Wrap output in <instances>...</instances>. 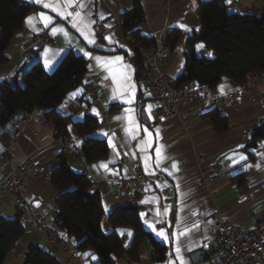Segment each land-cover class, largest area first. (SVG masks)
Instances as JSON below:
<instances>
[{"label": "crops", "instance_id": "0c3cea01", "mask_svg": "<svg viewBox=\"0 0 264 264\" xmlns=\"http://www.w3.org/2000/svg\"><path fill=\"white\" fill-rule=\"evenodd\" d=\"M21 1L33 5L34 9L26 17L24 29L14 35L5 51L8 63L0 66V85L7 81L12 86L23 87L26 72L36 64L52 74L69 52L85 58L88 72L82 85L70 92L55 111L68 119L69 147H78L82 151L85 137L78 134L75 124L84 122L90 116L99 122L91 137L105 140L109 153L106 158L95 162L87 161L84 155L79 161L71 157V169L75 173L86 174L93 183V189L100 193L104 212L101 227L105 234L115 230L126 247L131 244L134 231L126 227L114 228L108 218L116 206L127 203L134 195L140 207L143 227L156 241L166 246L165 258L156 262L153 259V243L146 238L140 245L139 261L130 262L121 258L117 264H180L177 247L185 264H195L192 253L205 249L204 245L211 238L209 226L216 221L217 213L231 219L242 216L239 225L245 231L256 227L264 205V138L256 147H248L243 133L257 118H264V81L246 89L226 79L213 89V93L221 97L234 95L231 106L222 112L228 122L224 133L215 130L208 116L216 110L210 98L195 105L181 103L179 116L165 121L158 101L147 95L143 79L138 78L134 48L121 28L122 15L133 7L135 0H83L85 8L81 10L82 15L91 13L89 18L95 24L100 20L109 28L105 37H111V42L99 39L95 24L92 25L95 34L93 45H89L71 27V17L62 19L50 8L43 7V3L50 0ZM200 1L204 0H181L178 3L172 0H141L144 22L139 29L143 35L158 42L171 31L181 33L180 41L164 67V73L172 80L185 67L183 50L189 36L201 26L197 11ZM76 2L78 4L80 0ZM236 3L237 10L234 7ZM229 4L240 13L261 14L264 11V0H230ZM77 10L80 9L75 6L69 9L73 13ZM41 13L53 18L47 27ZM29 17L33 18L31 23H28ZM184 26L191 30H185ZM56 27L64 28L68 35L63 32L53 34L52 29ZM42 34L47 35L52 44L42 45L35 55L28 56L32 37ZM200 44L204 47L197 49L199 54L213 57L214 53L204 43H197ZM81 49L93 58L85 56ZM209 53L212 55L209 56ZM97 56L102 58L99 63L94 59ZM116 56L123 58L119 64H104L106 59ZM108 67L121 69L135 87L128 91L118 88ZM92 84L100 89L97 105L91 104L87 93ZM73 93L74 96L71 95ZM93 108L98 114L92 113ZM130 120H134L138 127L130 130ZM144 129L151 135L146 134ZM148 140H151L150 144L145 143ZM156 149L160 150L162 157L158 166ZM63 151L57 127L47 120L45 111H34L29 119L26 113H17L6 124L0 125V181L23 164L27 157L43 165L50 173ZM241 156L245 159H240ZM200 157H205L201 164ZM173 163L178 166L177 169L172 168ZM102 164L107 167H101ZM213 167L218 168L214 170ZM136 168L144 174L138 183ZM202 176L207 180V188L199 185ZM25 185L27 199L34 204L36 212L47 219V226L61 233L73 258L67 260L60 246L49 244L44 230L33 229L21 220L25 235L20 252L24 253L29 245L35 244L66 264H97L98 256L93 251H80L77 241L60 231L54 217H49L55 214L58 196L51 181L39 179L27 181ZM165 208L168 209L166 214ZM18 215L12 204L0 199V217L15 219ZM160 230H163V236L158 234ZM13 258L10 264H19ZM197 264H210V260Z\"/></svg>", "mask_w": 264, "mask_h": 264}, {"label": "trees", "instance_id": "16d2710c", "mask_svg": "<svg viewBox=\"0 0 264 264\" xmlns=\"http://www.w3.org/2000/svg\"><path fill=\"white\" fill-rule=\"evenodd\" d=\"M33 9V5L21 0H0V66L8 63L5 51L14 35L24 29L25 19ZM197 11L201 26L191 33L184 46L185 67L172 80L174 86L181 87L196 81L215 89L226 79L243 85L248 75L264 73V11L261 14L240 13L231 8L228 0L200 1ZM143 22L141 0H135L133 7L122 15L121 28L134 48L140 79L144 75L137 47L151 48L158 44L157 40L140 32ZM180 38L179 31H171L165 41L173 50ZM200 42L214 53L213 57L199 54L196 45ZM87 72V60L69 52L52 74L36 64L26 72L23 87L12 86L5 81L0 85V125L20 112L45 111L47 120L57 127V137L67 136L68 119L59 116L55 110L70 92L82 85ZM208 116L216 131H227V119L220 111L216 109ZM98 125V120L90 116L84 122L75 124L78 134L85 137L82 154L89 162L104 159L109 153L105 140L91 137ZM263 138L264 123L255 125L248 147H256ZM71 157L73 155L65 150L61 152L50 172L51 183L58 191L54 217L57 228L73 237L80 251H93L98 256L97 264H117L121 258L130 262L139 261L140 245L146 238L153 243L154 261H162L166 246L145 230L140 221V207L132 205L130 198L127 203L116 206L108 220L114 228L126 227L134 231L131 244L126 247L115 230L109 234L103 232L104 212L100 193L93 189V183L86 174L73 172ZM24 235L19 215L15 219L0 217V264H10L14 260L13 249L17 240L20 241L16 248L21 255L17 259L19 264H66L35 244L21 253ZM65 253L68 260L70 256Z\"/></svg>", "mask_w": 264, "mask_h": 264}, {"label": "built area", "instance_id": "2783aa9c", "mask_svg": "<svg viewBox=\"0 0 264 264\" xmlns=\"http://www.w3.org/2000/svg\"><path fill=\"white\" fill-rule=\"evenodd\" d=\"M172 1L178 3L181 0ZM234 7L237 10L238 4L236 3ZM95 32L98 38L102 39L109 33V28L98 20L95 24ZM47 44H52V41L45 34L32 37L30 41L31 48L27 55H35L42 45ZM137 50L142 60L145 91L148 96L158 101L163 120L169 121L178 117L181 103L195 105L205 98H210L216 109L221 113L225 108L231 106L234 95L218 96L213 93V89L207 84L196 81L181 87L172 84V79L164 73V67L168 64L172 55V48L166 43L165 39H160L155 47L139 46ZM263 81L264 73L251 74L246 77L243 87L251 89ZM87 93L91 104L97 105L100 101V89L92 84L88 87ZM31 117L32 113H26L27 119ZM262 123H264V118H257L252 126L243 133V138L247 144L252 141L254 126ZM16 133L19 134V131ZM69 141L67 136L61 137L64 150L71 153L76 160H81L83 157L81 149L69 147ZM204 161L205 157L199 158L200 164ZM216 168L218 167H213L214 170ZM135 178L137 183L144 178L140 168L135 169ZM39 179L51 181L52 175L43 165L27 157L23 164L0 181V199L12 204L17 209L21 221L28 223L33 229L44 230L48 243L56 244L69 253L71 261L73 256L66 240L59 231L47 226V219L36 212L34 204L26 197L25 183ZM157 179L162 180L161 177ZM199 185L202 188L208 187L204 176L200 178ZM130 203L138 205L136 196L130 197ZM260 213L261 218L251 231H245L239 225V222L243 219L242 216L231 219L223 217L220 213L216 214V221L209 226L211 238L204 245L205 250L212 251L210 264H264V205ZM49 217H55V214H51ZM19 245L20 241L17 240L13 249L16 259L21 257L16 250Z\"/></svg>", "mask_w": 264, "mask_h": 264}, {"label": "snow or ice", "instance_id": "6c2138e0", "mask_svg": "<svg viewBox=\"0 0 264 264\" xmlns=\"http://www.w3.org/2000/svg\"><path fill=\"white\" fill-rule=\"evenodd\" d=\"M37 2H42V0H37ZM230 2V0H229ZM78 7V9L76 12H71L69 11V9H71L72 7ZM43 7L44 8H50L52 12L56 13V15L62 19H68L69 17H71V27L73 29H75L77 32L80 33V35H82L85 39V41L89 44V45H93L95 44V34L94 31L92 29V25L95 24L94 20H91L89 17L91 15V13H86L82 15V11L85 8V3L83 2V0H80V2L77 4L76 0H62V4H61V0H55V2H52V0H50V2L48 3H43ZM41 18L43 19V21L45 22V27L48 26L49 23L53 22V18L51 16H47L44 15L43 13L40 14ZM101 18H103V16L101 15ZM33 18L29 17L28 18V23H31ZM185 30L190 31L191 29H188L186 26ZM57 32H63L65 36L68 35V33L64 30V28L61 27H56L52 29V33L55 34ZM105 40H108L111 42V37H104ZM204 45L200 44L197 45V49L199 50L200 48H203ZM81 51H84L83 49H81ZM84 55L88 56L90 58L91 54L87 51H84ZM212 54L209 53V56H211ZM94 59L99 63L101 61V57L97 56L94 57ZM122 57L120 56H116L114 59H106L104 61V64L106 66H111L114 64H119L120 61H122ZM128 68H131L130 65L127 66ZM108 70L111 71L113 73V82L117 84L118 88H120L123 91H128L130 89H133L135 86L133 84H131L129 78L123 73V71L119 68L117 69H113L111 67H108ZM221 91H223V88L221 87ZM71 95H75V93L71 94ZM149 108H151V106H149ZM92 113L93 114H98L97 110L95 108L92 109ZM85 114H82V116ZM135 127H138V125L136 124V122L134 120H130V130L134 129ZM145 133L148 135H151L149 133H147V129H144ZM133 134V138H135V133L134 131L132 132ZM109 143H111V141H109ZM146 144H150L151 140L145 141ZM156 155H157V159H156V164L157 166L160 163L161 160V153L159 149H156ZM240 159H245V157L241 156ZM101 167H107L106 165H101ZM172 168L173 169H177L178 166L173 163L172 164ZM171 174V173H170ZM168 212V209L165 208L164 209V213L166 214ZM151 226V225H150ZM159 235H164L163 230H160L158 232ZM185 233H180V235H184ZM129 235H131V233H129ZM165 238L167 239V237L165 236ZM190 250V249H189ZM180 248L177 247L176 248V252H177V258L180 260V264H185L184 262V258L183 256L180 255ZM90 255V254H89ZM93 259H96V257H92Z\"/></svg>", "mask_w": 264, "mask_h": 264}, {"label": "water", "instance_id": "95a60500", "mask_svg": "<svg viewBox=\"0 0 264 264\" xmlns=\"http://www.w3.org/2000/svg\"><path fill=\"white\" fill-rule=\"evenodd\" d=\"M212 251H208L205 249H200L192 253V258L195 264L203 263L210 260V254Z\"/></svg>", "mask_w": 264, "mask_h": 264}]
</instances>
